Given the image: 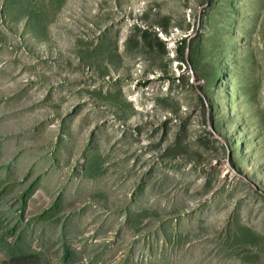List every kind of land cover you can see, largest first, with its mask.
I'll use <instances>...</instances> for the list:
<instances>
[{"label":"rangeland","instance_id":"374dc122","mask_svg":"<svg viewBox=\"0 0 264 264\" xmlns=\"http://www.w3.org/2000/svg\"><path fill=\"white\" fill-rule=\"evenodd\" d=\"M0 264H264V0H0Z\"/></svg>","mask_w":264,"mask_h":264},{"label":"trees","instance_id":"16d2710c","mask_svg":"<svg viewBox=\"0 0 264 264\" xmlns=\"http://www.w3.org/2000/svg\"><path fill=\"white\" fill-rule=\"evenodd\" d=\"M140 32H142V36L145 35V37H146V36L149 35V31H148V30H145V31H141V30H140ZM157 40H158V43H159L161 46L165 47V43H164L160 38H157ZM182 45H183V44H182ZM187 45H188V43L184 45V52H186L185 49H186ZM177 50H179V47H178ZM183 61H184V63H188V61L186 60V58H184Z\"/></svg>","mask_w":264,"mask_h":264},{"label":"water","instance_id":"95a60500","mask_svg":"<svg viewBox=\"0 0 264 264\" xmlns=\"http://www.w3.org/2000/svg\"><path fill=\"white\" fill-rule=\"evenodd\" d=\"M190 50H191V48H190V45L188 44L187 45V47H186V60L188 61V55H189V53H190ZM189 62V61H188ZM208 108V112H209V107H207ZM221 139V138H220Z\"/></svg>","mask_w":264,"mask_h":264},{"label":"crops","instance_id":"0c3cea01","mask_svg":"<svg viewBox=\"0 0 264 264\" xmlns=\"http://www.w3.org/2000/svg\"><path fill=\"white\" fill-rule=\"evenodd\" d=\"M104 262H106L105 259H104Z\"/></svg>","mask_w":264,"mask_h":264}]
</instances>
